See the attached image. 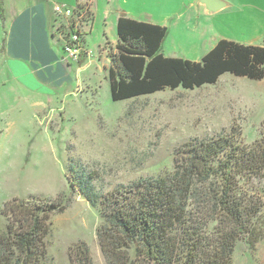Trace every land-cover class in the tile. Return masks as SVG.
Listing matches in <instances>:
<instances>
[{
	"label": "rangeland",
	"instance_id": "rangeland-1",
	"mask_svg": "<svg viewBox=\"0 0 264 264\" xmlns=\"http://www.w3.org/2000/svg\"><path fill=\"white\" fill-rule=\"evenodd\" d=\"M164 1L159 6L151 0H127L126 6L134 18L143 19L167 15L161 12L167 7ZM62 2L76 6V0ZM119 3L89 1L90 15L80 23L87 54L78 63L68 62L60 75L13 77L0 52V230L6 224L2 210L7 200L31 195L55 199L65 193V210L50 218L49 264H68V248L79 240L88 244L94 264H106L96 235L102 218L79 191L70 189L71 164L74 171L91 172L96 192L104 195L140 177L171 170L174 149L188 140L235 126L239 141L251 144L264 132V78L224 73L214 84L113 101L108 49L117 43L111 13ZM241 14L229 12V22L218 23L212 31L229 40L262 44L264 18L247 23ZM167 29L164 51L186 59L201 33L189 31L190 39L184 29ZM262 183L254 179L244 187L257 189ZM258 222L264 226V206ZM231 264H264V237L254 248L246 238L238 240Z\"/></svg>",
	"mask_w": 264,
	"mask_h": 264
},
{
	"label": "trees",
	"instance_id": "trees-1",
	"mask_svg": "<svg viewBox=\"0 0 264 264\" xmlns=\"http://www.w3.org/2000/svg\"><path fill=\"white\" fill-rule=\"evenodd\" d=\"M89 1L76 0L72 20L89 17ZM0 0V12H1ZM117 43L108 49V80L113 101L165 89L214 84L224 73L251 80L264 78L263 45L220 39L199 61L164 56L165 26L120 16ZM80 62V60L78 61ZM235 126L174 149L171 170L99 195L91 172L69 166L71 190L98 209L96 230L106 264H231L235 243L246 238L254 248L264 237L258 222L264 206V132L241 143ZM254 179L257 189L244 187ZM66 194L39 195L4 203L0 264H49L46 237L50 218L66 208ZM68 264H94L79 240L68 248Z\"/></svg>",
	"mask_w": 264,
	"mask_h": 264
},
{
	"label": "crops",
	"instance_id": "crops-1",
	"mask_svg": "<svg viewBox=\"0 0 264 264\" xmlns=\"http://www.w3.org/2000/svg\"><path fill=\"white\" fill-rule=\"evenodd\" d=\"M62 1L64 0H1L0 52L6 61L7 71L13 77L32 75L41 79L53 73L60 75L69 64L64 60L63 53L67 20L57 16L53 9L54 4L57 3L65 5ZM121 1L122 3L112 10L113 23H117L120 16L134 18L132 11L126 6L127 0ZM151 1L153 5L160 6L161 0ZM199 1L165 0L164 4L167 7H162L161 12H168L167 15L156 17L152 15L143 19H134L165 27L168 25L179 27L184 29L185 37L190 39L194 37L188 34L189 31L199 30L201 35H198V38L196 36V48L191 49V55L185 57L192 61H199L218 40L226 39V36L220 34L217 29V34L212 29L220 22L228 23L229 12L242 13L240 17L247 23L261 22L264 18V15L255 14L264 13V0H223L225 5L214 12H208ZM236 42L252 45L247 40H236ZM163 44L162 54L176 57L167 54L163 49ZM84 54L87 53L84 52Z\"/></svg>",
	"mask_w": 264,
	"mask_h": 264
},
{
	"label": "built area",
	"instance_id": "built-area-1",
	"mask_svg": "<svg viewBox=\"0 0 264 264\" xmlns=\"http://www.w3.org/2000/svg\"><path fill=\"white\" fill-rule=\"evenodd\" d=\"M54 12L57 16L65 18L67 25L64 33L63 53L64 60L67 62H76L80 60L84 53L81 45V32H80V18L82 15L71 19L74 15V8L67 7L62 4H54Z\"/></svg>",
	"mask_w": 264,
	"mask_h": 264
},
{
	"label": "water",
	"instance_id": "water-1",
	"mask_svg": "<svg viewBox=\"0 0 264 264\" xmlns=\"http://www.w3.org/2000/svg\"><path fill=\"white\" fill-rule=\"evenodd\" d=\"M201 5H204L208 12H214L225 5L223 0H200Z\"/></svg>",
	"mask_w": 264,
	"mask_h": 264
}]
</instances>
